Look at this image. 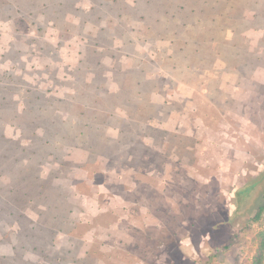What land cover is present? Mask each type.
Here are the masks:
<instances>
[{"label": "rangeland", "instance_id": "rangeland-1", "mask_svg": "<svg viewBox=\"0 0 264 264\" xmlns=\"http://www.w3.org/2000/svg\"><path fill=\"white\" fill-rule=\"evenodd\" d=\"M264 229V0H0V264H251Z\"/></svg>", "mask_w": 264, "mask_h": 264}, {"label": "trees", "instance_id": "trees-1", "mask_svg": "<svg viewBox=\"0 0 264 264\" xmlns=\"http://www.w3.org/2000/svg\"><path fill=\"white\" fill-rule=\"evenodd\" d=\"M251 264H264V229L260 233L258 249Z\"/></svg>", "mask_w": 264, "mask_h": 264}]
</instances>
